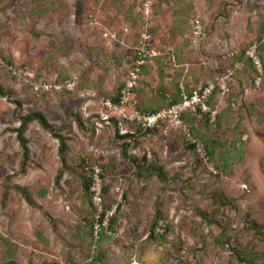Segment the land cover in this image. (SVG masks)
I'll return each mask as SVG.
<instances>
[{"label":"rangeland","instance_id":"obj_1","mask_svg":"<svg viewBox=\"0 0 264 264\" xmlns=\"http://www.w3.org/2000/svg\"><path fill=\"white\" fill-rule=\"evenodd\" d=\"M149 1L146 22V0H0V85L11 94L0 96V264H264V0ZM147 24L176 61L143 71L141 108L166 109L180 85L213 86L208 112L184 115L208 165L172 126L99 127L96 104L80 98L119 95ZM44 83L77 87L37 93ZM38 112L67 139L60 182L59 142L37 122L24 131L23 169L16 132ZM96 171L117 222L93 250L84 184Z\"/></svg>","mask_w":264,"mask_h":264},{"label":"built area","instance_id":"obj_2","mask_svg":"<svg viewBox=\"0 0 264 264\" xmlns=\"http://www.w3.org/2000/svg\"><path fill=\"white\" fill-rule=\"evenodd\" d=\"M151 2L146 0L143 9V15L148 22L151 15ZM258 45L255 44L248 51V56L253 60L257 67H261L257 56ZM158 58H164L167 63L176 61V57L172 52L161 53L153 46L150 26L147 24L141 31L134 63L131 66L124 83L120 89L118 100H113L108 97H99L96 92L80 91V98L88 101V105L95 103L97 107L95 121L105 125H111L112 122H118L119 126H137L142 128L144 132L154 130L167 124L174 129L181 131L190 144L195 146V151L205 164H209L210 157L205 148V145L195 139L190 128L184 121V115L187 112L196 114L198 112H208V101L213 94V86H207L204 89H199L191 94H188L184 86L179 89V101L175 103L171 95H167L168 107L164 110L156 112H145L141 108L140 98L138 96L139 83L143 75V71L147 65L153 64ZM76 84L68 83L67 85L59 84H40L35 86L37 93H54L62 92L65 89L67 92H75ZM127 130H123L122 134H127ZM93 184L91 188L92 202L95 207V218L92 231L93 250L98 248L102 239V235L109 231L110 224L116 209L104 210L103 205V184L98 171L93 174Z\"/></svg>","mask_w":264,"mask_h":264},{"label":"trees","instance_id":"obj_3","mask_svg":"<svg viewBox=\"0 0 264 264\" xmlns=\"http://www.w3.org/2000/svg\"><path fill=\"white\" fill-rule=\"evenodd\" d=\"M10 93L6 92L3 87L0 85V96L3 97V98H10ZM113 100H118L117 97L115 98H112ZM175 103H177L179 101V99H175L174 100ZM22 125L21 127L17 130V136H18V140L21 144V146L23 147V150H24V162H23V169H25V167L27 166L28 164V161L30 159V156H29V149H28V140L24 137V131L26 130V128L31 124V123H34V122H37L39 123V125L41 126V128L43 130H45L46 132H48L55 140H57L59 142V156H60V159H61V162H62V169L60 170V173L58 174V177H57V182H60L63 175H64V169H66L67 167V154L69 152V147H68V144H67V139L65 138V136L63 135L62 131L60 130H57L52 124L49 123V121L46 119V117L42 114V113H33L29 116H26L24 117L22 120ZM80 123V126H82L81 122L79 121ZM118 125V122H112V125L111 126H116ZM96 126H99V127H105L107 125L105 124H102V123H96ZM138 129L142 130V128H139ZM153 130H149V131H146V132H151ZM188 147L190 149H192L193 151L195 150V146L192 145V144H189ZM128 145L123 149V156L124 158L126 159H131L133 160L132 157H130L128 155ZM196 152V151H195ZM209 153L210 155L212 156L213 155V151L212 149H209ZM134 163H137L136 159L133 160ZM139 170H142V168H140L139 166ZM152 170L157 173V175L159 177H161L162 179H164L165 177V174L163 172V169L158 167V166H153ZM92 184H93V179H90V180H87L84 184V188L86 190V192L88 193H91V188H92ZM22 193H23V196L25 197V200L30 204L32 205L33 204V201L31 199V197L23 190H21L20 188H18ZM106 191V190H105ZM105 191L103 192V197H105ZM117 220L116 219H113L112 220V226L114 224H116ZM158 223H155L153 226V229H155L157 227Z\"/></svg>","mask_w":264,"mask_h":264},{"label":"crops","instance_id":"obj_4","mask_svg":"<svg viewBox=\"0 0 264 264\" xmlns=\"http://www.w3.org/2000/svg\"><path fill=\"white\" fill-rule=\"evenodd\" d=\"M173 53V52H172ZM174 54V53H173ZM175 55V54H174ZM176 57V56H175ZM159 59H161V58H158L157 60H155L154 61V63L153 64H150V65H147L146 67H145V69H144V71L145 70H147V69H149V68H154V71L152 72V73H154V74H156V70L158 69V62H159ZM133 63H134V61H133ZM133 63L131 64V66L133 65ZM131 66H130V68H131ZM130 68H129V70H130ZM147 68V69H146ZM129 70H128V72H129ZM127 76V75H126ZM144 77V76H143ZM126 78V77H125ZM124 83V82H123ZM180 86H183V85H180ZM180 86H179V89H180ZM138 91H139V89H138ZM196 91V90H195ZM138 96H139V92H138ZM139 98H140V96H139Z\"/></svg>","mask_w":264,"mask_h":264}]
</instances>
